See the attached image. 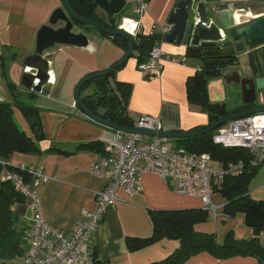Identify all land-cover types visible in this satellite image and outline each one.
<instances>
[{
    "label": "crops",
    "instance_id": "1",
    "mask_svg": "<svg viewBox=\"0 0 264 264\" xmlns=\"http://www.w3.org/2000/svg\"><path fill=\"white\" fill-rule=\"evenodd\" d=\"M178 1L148 0L147 10L136 15L138 3L125 0V6L118 16L133 17L139 21L137 37L134 39L138 40L140 36H147L151 32L168 30V17ZM214 4L221 8L233 7L236 25V15L240 16V23H243L264 14V0H215L209 6ZM58 8H63L61 0H0V48L9 51L10 55L17 51L15 60L10 59L8 75L4 57L0 53V101H12L13 95L7 85L10 81L17 87L15 93L22 97H32L33 105L39 108L44 133V138L37 142L40 152H14L9 164L43 169L50 179L38 189L42 214L53 229L68 231L75 220L79 219L82 209L93 210L96 207L95 192L105 185L102 178L90 173V168L102 156L101 150H76V147L84 143L102 142L112 132L81 111L74 101V88L84 75L106 69L119 60L125 50L118 42L100 35L95 31L96 28H92L87 34L86 47L54 45L47 49L44 56L49 62V82L39 93L25 91L19 85L24 71L21 61L25 55L34 51L38 30L49 24L52 13ZM94 14L101 22L109 23L106 13L98 6H95ZM63 25L64 22L58 21L54 27ZM78 26L74 25L73 30L79 31ZM158 42L164 52L163 68L158 75L151 76L141 70L139 67L147 62L148 55L144 62L139 63L136 57L138 53L134 51L114 73L115 81L131 85L126 106L128 116L133 123L140 115L159 118L162 131H191L195 127L206 126L209 120L207 113L188 101L185 87L187 78L200 69L201 61L185 58L177 62L175 59L185 54L184 47L162 39ZM235 55L237 66L229 68L240 70L248 76L246 55ZM93 89L94 84H90L80 93V97L92 93ZM208 92L210 95L209 88ZM210 98L215 101L211 95ZM260 103L264 105V92L260 96ZM13 118L21 130L34 138L27 121L17 108H13ZM49 149L67 153L49 152ZM214 165L217 166L216 163ZM141 186L142 191L134 196L119 189L117 200L103 215L90 243V249L100 264H150L164 260L179 247L178 240L163 238L131 251L126 246V238L150 237L153 229L152 212L202 208L198 198L177 193L172 183L165 182L157 174H143ZM248 191L251 200L264 202V161L259 164L251 179ZM212 198L216 203L225 204V199L217 189ZM12 212L17 226L25 228L27 233L32 223L29 202H15ZM194 229L215 234L218 243H223L229 234L235 240H249L255 236L252 220L244 212L228 217L223 213V208L216 215L207 212V219L196 223ZM257 238L264 248V225L258 231ZM28 246L26 243V250ZM23 260L24 255L15 262L23 264ZM184 264H258V260L253 256L219 259L202 251L190 256Z\"/></svg>",
    "mask_w": 264,
    "mask_h": 264
},
{
    "label": "trees",
    "instance_id": "2",
    "mask_svg": "<svg viewBox=\"0 0 264 264\" xmlns=\"http://www.w3.org/2000/svg\"><path fill=\"white\" fill-rule=\"evenodd\" d=\"M70 3L79 15L98 20L94 14L96 6L94 0H70ZM113 27L116 26L113 25ZM95 30L100 35L118 42L126 50L127 41L125 38ZM144 41L146 44L140 47ZM156 41H160L158 33L140 36L138 40H134L133 51L138 53L136 57L139 63L146 60L151 46ZM119 68L121 66L117 69ZM116 70L83 84L80 93L90 84H94V89L92 93L81 97V99L92 112L100 107L106 109L103 115L104 119L120 126L130 127L133 126V121L127 114L126 106L131 85L115 81L113 76ZM208 80L209 76L205 74L203 68H200L189 76L185 83L188 101L200 106L201 110L207 113L209 118L207 125L223 115L249 108V106L241 104L236 109H227L223 103L211 100L208 92ZM7 85L13 98L11 102L0 101V162L9 161L14 152L39 153L37 142L44 138L39 108L26 104L20 98L21 96L15 93L17 87L12 82L8 81ZM13 108H17L21 112L34 138L29 137L19 128L13 118ZM206 126L195 127L192 130L203 129ZM213 132L170 139V141L175 148H183L189 154H208L212 161L221 166L232 162L243 163L242 171L235 175H226L220 186L214 188V191L217 189L225 199L223 213L226 216L232 217L238 212H244L247 218L252 220L255 236L249 240H235L229 234L223 243H218L215 234L196 231L194 225L207 219V211L204 208L152 212V235L143 239L127 237V248L131 251L137 250L163 238L178 240L180 245L164 260L150 264H184L190 256L202 251L219 259L231 256H253L258 260V264H264V248L257 238L258 231L264 225V202L251 200L248 193L249 183L259 164H253V155L246 148L214 143L212 141ZM76 150H101L104 155L103 143L100 141L78 145ZM48 151L59 152L60 150L49 149ZM9 167L12 169V166ZM1 169L0 163V171ZM23 201V196L18 193L15 187L0 177V264H22L15 260L20 259L26 251L25 228L17 226L12 205L15 202ZM250 214L254 216H250ZM93 264H100V262L95 258Z\"/></svg>",
    "mask_w": 264,
    "mask_h": 264
},
{
    "label": "built area",
    "instance_id": "3",
    "mask_svg": "<svg viewBox=\"0 0 264 264\" xmlns=\"http://www.w3.org/2000/svg\"><path fill=\"white\" fill-rule=\"evenodd\" d=\"M148 0H138L135 14L147 10ZM125 26V27H123ZM119 28L136 36L139 21L124 16ZM167 29L156 32L163 36ZM155 34L151 32L149 35ZM164 52L156 41L148 52L147 62L141 70L151 76L158 75L163 68ZM177 58L175 61H184ZM50 73V71H49ZM138 127L162 131L159 118L141 115L136 120ZM264 116L243 117L225 123L212 136V141L224 146L246 148L252 155L255 165L264 161ZM104 155L90 168L91 175L102 178L105 185L95 192L96 207L82 209L68 231L53 229L42 214L38 189L50 179L42 168L36 166H12L9 161H1L0 177L9 181L29 202L32 211L31 225L25 233L29 244L24 254L23 264H93L95 256L90 243L107 208L117 200V191L123 189L129 196L142 191L141 177L145 173L157 174L174 190L182 195L196 197L202 208L216 215L223 205L213 198L214 188L220 186L226 175H235L243 170L242 162H232L225 166L211 165L208 154H189L183 148H175L168 139L160 137L127 134L113 131L103 140ZM9 166H12L10 169Z\"/></svg>",
    "mask_w": 264,
    "mask_h": 264
},
{
    "label": "water",
    "instance_id": "4",
    "mask_svg": "<svg viewBox=\"0 0 264 264\" xmlns=\"http://www.w3.org/2000/svg\"><path fill=\"white\" fill-rule=\"evenodd\" d=\"M61 1L63 8L56 9L49 19V24L40 27L36 35L34 51L25 55L21 61L24 71L21 74L19 85L22 89L39 93L43 86L49 82V62L44 56L47 49L54 45L86 47L88 44L87 34L91 32L92 28H96L108 35L125 38L127 48L119 60L102 71L84 75L75 85L74 101L92 121L127 134L177 139L205 134L237 118L264 112V107L247 108L236 113L223 115L203 129L191 131H155L142 127H125L104 119L103 115L106 109L100 107L92 112L83 103L80 97V88L86 82L116 70L132 55L134 36L119 27H112L115 23L114 15L122 10L125 0H94V4L106 13L109 19L108 24L79 15L73 9L70 0ZM214 1L179 0L174 11L168 17L170 27L163 36H160V39L167 43L183 46L185 49L184 57L199 59L201 61L200 68L214 65L227 70L229 66L238 63L235 53L246 55L251 69V77L240 78L237 71L222 72L220 69L206 70L205 74L217 78L221 87H227L230 84L240 85L242 104L252 105L257 94L259 92L261 94L264 89V73L260 65V62L264 65V14L236 25L234 8H221L215 4L209 6V3ZM58 21L64 22V25L55 28L54 25ZM76 24L79 25V31L73 30ZM145 44L146 41L142 42L140 47ZM16 55L13 53L11 60H15ZM227 73L234 75L235 79L232 82H224Z\"/></svg>",
    "mask_w": 264,
    "mask_h": 264
},
{
    "label": "rangeland",
    "instance_id": "5",
    "mask_svg": "<svg viewBox=\"0 0 264 264\" xmlns=\"http://www.w3.org/2000/svg\"><path fill=\"white\" fill-rule=\"evenodd\" d=\"M116 22H118V24L115 22V26L118 27V25L120 24V20L122 18V16H118L116 15ZM97 31V30H95ZM0 53L2 54V56L4 57V60H5V69H6V72H7V75H8V66H9V63H10V59H11V55L9 54V51H4L2 48H0ZM13 53H16L17 54V51H14ZM12 53V54H13ZM17 56V55H16ZM16 58V57H15ZM223 86V85H222ZM221 87V85H217V86H214L212 84V82L210 80H208V88L210 90V95L217 101L223 103L224 105H226L227 109H236L238 108L241 104H242V99H241V90H240V85H237V84H230L228 85L227 87ZM25 91H29V90H25ZM263 92H264V89H263ZM19 95V94H17ZM26 104H31L33 105L34 104V101L32 99V97H27V96H21L20 97ZM255 104L260 106L261 103H260V98L257 97V99L255 100ZM141 116V115H140ZM225 126V124L223 125ZM130 127H138L136 125V122L133 123V126H130ZM153 130V129H152ZM219 129H214L212 131L213 132V135H215V133L218 131ZM111 131H119V130H112ZM156 131V130H155ZM111 132V133H112ZM212 135V136H213ZM147 138H150V136H146ZM152 137H156V136H152ZM169 142L171 143L170 139H168ZM172 144V143H171ZM215 162L212 161L211 162V165H214ZM215 166V165H214Z\"/></svg>",
    "mask_w": 264,
    "mask_h": 264
},
{
    "label": "flooded vegetation",
    "instance_id": "6",
    "mask_svg": "<svg viewBox=\"0 0 264 264\" xmlns=\"http://www.w3.org/2000/svg\"><path fill=\"white\" fill-rule=\"evenodd\" d=\"M138 33V32H137ZM161 36V35H160ZM260 65H261V69H262V72L264 73V65L262 64V62H260ZM232 66H237V63L235 64V65H232ZM216 69H220L222 72L223 71H237L238 73H239V75H240V78H242V77H244L245 75H243V73L240 71V70H237V69H230V68H227V70H223L221 67H218V66H214V65H209V66H207V67H204L203 68V70L204 71H206V70H208V71H213V70H216ZM206 75H208L209 76V80L212 82V84L214 85V86H219V84H218V82H217V78H214V77H212L211 75H209V74H206ZM245 77H251V69H250V67H249V75L248 76H245ZM235 79V77H234V75L231 73H227L226 74V77H225V79H224V82L225 81H228V82H232L233 80ZM218 80H221L220 78H218ZM221 82H223V81H221ZM261 93H263V91H261ZM260 94V92L257 94V95H259ZM250 106V105H249Z\"/></svg>",
    "mask_w": 264,
    "mask_h": 264
},
{
    "label": "bare ground",
    "instance_id": "7",
    "mask_svg": "<svg viewBox=\"0 0 264 264\" xmlns=\"http://www.w3.org/2000/svg\"><path fill=\"white\" fill-rule=\"evenodd\" d=\"M135 2L138 3V0H135ZM212 3H213V2H211V3H209V4H212ZM124 6H125V5H124ZM123 8H124V7H123ZM123 8H122V9H123ZM121 11H122V10H121ZM121 11H120L119 13L115 14L114 17H115L116 15L120 14ZM246 14H247V13H246ZM251 15H252V14H251ZM249 16H250V15H249ZM98 21H100V20H98ZM241 21H242V19L240 18V16L236 15V22H237V23H240ZM112 27H113V26H112ZM123 27H125V26H123ZM160 40H161V39H160ZM182 58H186V57L183 56ZM262 94H263V93L257 95V96H256V99H257V97L260 98V96H261ZM256 99H255V100H256ZM255 107H264V105H260V106H258V105L255 104V101H254V103H253L252 105L249 106V109H250V108H255ZM252 116H264V112L254 113V114L249 115L248 117H252ZM237 119H241V118H237ZM237 119H236V120H237ZM223 125H224V124L218 126L216 129H221L222 127H224ZM260 130H261V131L264 130V126H263ZM214 143L222 144V143H218V142H215V141H214ZM217 166H220V165L217 164Z\"/></svg>",
    "mask_w": 264,
    "mask_h": 264
}]
</instances>
